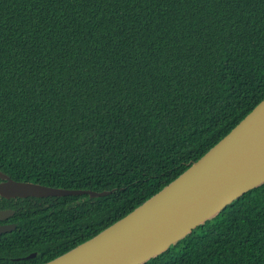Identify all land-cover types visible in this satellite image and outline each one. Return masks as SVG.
<instances>
[{
    "label": "trees",
    "instance_id": "1",
    "mask_svg": "<svg viewBox=\"0 0 264 264\" xmlns=\"http://www.w3.org/2000/svg\"><path fill=\"white\" fill-rule=\"evenodd\" d=\"M263 98L264 0H0V170L112 191L0 196V264L91 238ZM145 264H264V184Z\"/></svg>",
    "mask_w": 264,
    "mask_h": 264
},
{
    "label": "water",
    "instance_id": "2",
    "mask_svg": "<svg viewBox=\"0 0 264 264\" xmlns=\"http://www.w3.org/2000/svg\"><path fill=\"white\" fill-rule=\"evenodd\" d=\"M262 184L264 98L158 192L91 238L41 264H145ZM111 192L20 181L0 170V196L6 199L80 194L98 197ZM13 214V209H0V220ZM15 228V223L0 224V234ZM34 256L36 252L26 258Z\"/></svg>",
    "mask_w": 264,
    "mask_h": 264
},
{
    "label": "flooded vegetation",
    "instance_id": "3",
    "mask_svg": "<svg viewBox=\"0 0 264 264\" xmlns=\"http://www.w3.org/2000/svg\"><path fill=\"white\" fill-rule=\"evenodd\" d=\"M8 209V208H7ZM10 209V208H9ZM11 217V216H10ZM9 218V217H8ZM7 218V219H8ZM7 219H5V220H0V221H2V222H0V224H5V223H9V222H4V221H6Z\"/></svg>",
    "mask_w": 264,
    "mask_h": 264
}]
</instances>
